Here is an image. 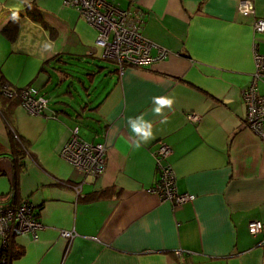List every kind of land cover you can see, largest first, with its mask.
<instances>
[{"label":"crops","instance_id":"1","mask_svg":"<svg viewBox=\"0 0 264 264\" xmlns=\"http://www.w3.org/2000/svg\"><path fill=\"white\" fill-rule=\"evenodd\" d=\"M33 1L39 10L23 0H0V45L25 33L44 67L25 86L48 99L42 114L20 100H0V196L15 189L12 201L28 200L42 223L36 237L15 236L24 251L11 264H264V233L248 230L250 221H264V141L245 126L241 97L255 72L254 50L264 54V33L254 29L256 18H264V0H252L249 16L239 12L242 0H114L140 12L152 55L166 51L123 73L96 63L103 59L97 30L77 8L62 0ZM13 8L22 9V18L10 40L2 29ZM12 52L3 48L0 59L7 62ZM101 72L103 85L96 89ZM1 75L17 87L0 66ZM53 85L65 86L54 100L47 89ZM79 87L94 95L91 138L81 137L106 147L99 176L84 175L60 155L74 127L81 130L82 115H73L69 97L63 99L76 101ZM157 96L174 99L172 110H164L166 123L151 111ZM190 112L200 120H190ZM142 114L154 138L133 150L127 121ZM161 143L170 147L164 161L178 192L193 195L183 204L152 190ZM62 230L75 235L65 238Z\"/></svg>","mask_w":264,"mask_h":264},{"label":"built area","instance_id":"2","mask_svg":"<svg viewBox=\"0 0 264 264\" xmlns=\"http://www.w3.org/2000/svg\"><path fill=\"white\" fill-rule=\"evenodd\" d=\"M62 3L64 6L77 8L84 20L97 30L95 43L101 48V58L113 62L119 73H123L128 65L146 66L166 54L162 49L156 55L151 54V43L141 32V14L138 10L121 8L114 0H62ZM239 12L243 16L253 14L252 0H242ZM254 29L264 33V18H256ZM254 59L252 81L241 89L246 108L244 124L264 141V90L259 87V83L264 84V54L255 49ZM5 93L12 95L13 91L6 88ZM18 96L21 105L33 114H42L48 107V99L36 87L27 86L19 91ZM187 115L193 121L201 118L195 112ZM78 131L79 127L75 126L60 155L84 175L99 176L105 169V144L84 140ZM169 153L170 147L165 143H161L156 150L159 179L152 190L158 192L163 200H170L175 205L183 204L193 195L178 192L174 170L164 161ZM80 189L81 184H77V192ZM9 198L0 196V240H6L11 230L16 235L29 232L36 237L42 223L35 214L33 204L28 200L13 203ZM248 230L252 235L264 233V221H250ZM61 235L72 238L75 232L62 230Z\"/></svg>","mask_w":264,"mask_h":264},{"label":"rangeland","instance_id":"3","mask_svg":"<svg viewBox=\"0 0 264 264\" xmlns=\"http://www.w3.org/2000/svg\"><path fill=\"white\" fill-rule=\"evenodd\" d=\"M12 11L15 12H21V8H13L11 9ZM14 12V13H15ZM5 13L3 11H0V18L4 17ZM11 16H13V14H9L7 16H5V19H9ZM25 34V33H24ZM20 35L19 39L15 42H9L7 41L8 45L7 47H3L0 45V50L3 51L4 49H8V50H12L13 52L10 54L11 59L7 60V62H4L6 60H4L3 58L0 59V63H1V68L5 73H7V79L9 80V82L17 87H24L26 84H28L29 82L32 81V79H34V75H36L38 73V71L40 70L42 63L37 64L36 59L38 56L36 54L35 49L27 44V36ZM41 50V48H40ZM91 63V62H90ZM96 63L102 66H107V67H111V66H115L114 63H112L111 61L107 60V59H97ZM9 67V70H8ZM42 73V72H41ZM98 74V73H97ZM103 73L101 72L95 79V84L94 87L97 88H102L103 85V81H102V76ZM54 84L57 83L58 78H57V73L54 74ZM32 84H35L36 86H39L40 83L37 82L36 80H34L32 82ZM263 84V83H262ZM262 84L260 85V88L262 90H264V86H262ZM264 85V84H263ZM65 88V86H64ZM64 88H62L61 90H55V85L48 87V91L50 93V99L54 100L55 98L59 97V94H61V92L64 90ZM91 90H93V87L91 88ZM89 89V91H91ZM79 93V94H78ZM78 93L74 94V99H76V101H72L70 99V96H66V98H63L65 101H68V97H69V103L71 108H69L70 112L73 115H76L77 113L81 114L82 117L81 119H79V124H80V133L79 135H83L86 138H91V129L88 128L87 125L91 124L93 125V121L91 120L92 117V111H90L88 109V107H91L93 105V101H94V95L93 96H88L86 91L82 88H78ZM61 99V98H60ZM89 102V103H88ZM85 103H88L89 105L86 106ZM87 107V109L85 110V114L83 113V107ZM90 119V120H89Z\"/></svg>","mask_w":264,"mask_h":264},{"label":"trees","instance_id":"4","mask_svg":"<svg viewBox=\"0 0 264 264\" xmlns=\"http://www.w3.org/2000/svg\"><path fill=\"white\" fill-rule=\"evenodd\" d=\"M26 4H28V6L30 7V9H34V10H39L37 4L35 3V1L33 0H23ZM39 15V14H38ZM22 18V14L20 12L17 13V15L15 17H13L8 24H6L4 26V28L2 29L3 33L10 39V40H15L18 34V29H19V23L20 20ZM41 69H44V67H42ZM7 88V90L9 89V91H13L12 95H7L5 93V89ZM26 88L25 87H11L9 85V83L3 79V76H0V100L2 101H13V102H17L20 100V97L18 96V93L20 90ZM78 126V125H76ZM79 127V126H78ZM79 132V131H78ZM81 137V136H80ZM82 138V137H81ZM19 161L18 160H14L13 161V167H14V172L17 173L19 171ZM9 197L12 198H16V190L14 189L13 191H11V193L9 194ZM12 198H9L12 201ZM13 202V201H12ZM15 203V202H13ZM36 214V213H35ZM15 236L16 233L14 232V230H11V232H9L7 240L9 241V244L7 246V250L3 251V254L0 255V264H11L12 261L14 259H16L17 257H19L24 249L22 246H19L16 241H15Z\"/></svg>","mask_w":264,"mask_h":264},{"label":"clouds","instance_id":"5","mask_svg":"<svg viewBox=\"0 0 264 264\" xmlns=\"http://www.w3.org/2000/svg\"><path fill=\"white\" fill-rule=\"evenodd\" d=\"M17 13H13L15 17ZM47 48H50L51 45H46ZM174 103V99L172 97H153L154 107L152 108V112L155 116L161 117V123L167 122V115L165 113V108L168 110H172V106ZM131 132L134 133V137L131 142V147L133 150H137L142 147V145H146L154 138L153 136V125L149 120H145L143 114L137 116L135 118L129 117L127 121Z\"/></svg>","mask_w":264,"mask_h":264},{"label":"flooded vegetation","instance_id":"6","mask_svg":"<svg viewBox=\"0 0 264 264\" xmlns=\"http://www.w3.org/2000/svg\"><path fill=\"white\" fill-rule=\"evenodd\" d=\"M9 244V241L6 239V240H0V255L3 254V251L4 250H7V246Z\"/></svg>","mask_w":264,"mask_h":264}]
</instances>
